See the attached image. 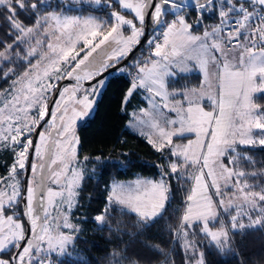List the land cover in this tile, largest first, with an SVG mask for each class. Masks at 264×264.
Returning a JSON list of instances; mask_svg holds the SVG:
<instances>
[{
    "label": "snow or ice",
    "instance_id": "snow-or-ice-1",
    "mask_svg": "<svg viewBox=\"0 0 264 264\" xmlns=\"http://www.w3.org/2000/svg\"><path fill=\"white\" fill-rule=\"evenodd\" d=\"M83 5L102 15L73 14ZM109 69L130 77L122 104L144 94L130 127L166 163L159 179L109 186L90 220L115 241L106 264H152L151 253L176 264L175 249L141 239L169 216L173 181L184 200L168 230L182 264H211L205 248L236 256L237 236L264 231V162L248 151L264 150V0H0V80L11 81L0 89V152L10 154L0 264H73L61 258L80 241L74 215L93 160L81 157L76 126ZM193 71L196 86L178 83ZM116 211L128 222L113 223Z\"/></svg>",
    "mask_w": 264,
    "mask_h": 264
},
{
    "label": "trees",
    "instance_id": "trees-1",
    "mask_svg": "<svg viewBox=\"0 0 264 264\" xmlns=\"http://www.w3.org/2000/svg\"><path fill=\"white\" fill-rule=\"evenodd\" d=\"M52 3L55 4L53 1ZM86 9H88L87 6H82L80 12L75 13L83 15L90 13ZM94 13L98 14L99 12ZM191 19L195 22V13H192ZM213 22L212 19H205L204 24L208 25ZM141 50H143V44L129 60L139 57ZM124 63H128V61ZM109 74H112V69ZM129 80L126 74L110 75L96 101L93 114L77 128V135L80 138L78 146L80 155L81 157L90 156L93 160L88 164V171L91 170L83 185L82 207L74 215V222H81L80 241L75 245V249L71 250V257L61 258L70 260L73 264H83L84 261H87L88 264H106L105 257L112 250L115 241L110 243V233L107 229L100 231L90 220L96 214L97 209H102L105 206L104 197L107 195L109 183L111 181H131L136 178L159 179V165L166 163L161 154L156 152L142 135L134 133L126 127L129 113L143 105L139 94L134 95L129 104H122L124 94L129 87ZM199 81V75L191 73L182 75L178 83L196 86ZM8 84L9 81L6 83L0 80V89H5ZM259 102L264 103V98ZM248 151L255 160L264 162V150L255 148ZM97 156L101 157L99 163L95 162ZM117 160H131L134 163L127 167L113 166L112 161ZM6 163H10V154L0 152V174L4 173L3 166ZM241 166L251 169V166L246 163H242ZM260 182L256 181V183ZM172 183L175 196L171 202L169 216H166L150 230H146L141 239L147 238L149 243L158 244L166 251L175 249L171 255L176 264H182L183 253L171 240L168 228L169 225L175 226L178 223V216L172 215V213L177 208L182 210L184 191L176 181ZM112 217L113 223L121 219L125 222L129 220V217L121 216L119 211L113 212ZM236 241L240 245L236 256H221L214 249L205 248L206 259L211 264H264V231H250L243 238L237 236ZM209 251L213 254L209 255ZM150 255L153 258L152 264H161L164 259L163 256H158L155 253Z\"/></svg>",
    "mask_w": 264,
    "mask_h": 264
},
{
    "label": "rangeland",
    "instance_id": "rangeland-1",
    "mask_svg": "<svg viewBox=\"0 0 264 264\" xmlns=\"http://www.w3.org/2000/svg\"><path fill=\"white\" fill-rule=\"evenodd\" d=\"M53 2H55V4L58 2V0H52ZM83 6H87V7H89L88 5H83ZM73 14H78V13H73ZM89 14H96V15H102V13H86V14H84V15H89ZM171 17H169V19H170ZM114 74H118L117 72H115L113 69H112V74H109V72L103 77V79H105V81H107V79H108V77L110 76V75H114ZM199 76H200V79L202 78V76H201V74L199 73ZM9 83H11V81H9ZM9 85V84H8ZM85 87H87V83H85ZM8 88V86L5 88V89H7ZM101 93V92H100ZM140 100H141V102L144 104L143 106H141V107H138L137 109H135V110H133L132 112H130V114H129V116H128V119H127V122H126V127L128 128V129H130L131 131H133L134 133H137V134H139L140 135V132H139V130L137 129V128H134V127H130V124L132 123V122H134V120H135V117H134V113H137L138 114V111H139V109L140 108H147L148 107V104H147V101L144 99V94L143 93H141L140 94ZM89 118V117H88ZM87 118H85V119H83V120H81V121H78V123H77V126H76V131H77V128H78V126L79 125H81L85 120H86ZM145 131L147 132L148 131V129H145ZM144 137V136H143ZM145 138V137H144ZM146 139V138H145ZM147 140V139H146ZM186 142V141H185ZM91 169H89V171H90ZM88 171V173H90ZM137 179H148V178H136V179H134V180H131V181H115V182H120V183H124V184H130V183H132V182H134V181H136ZM114 181H111L110 183H109V186L113 183Z\"/></svg>",
    "mask_w": 264,
    "mask_h": 264
},
{
    "label": "water",
    "instance_id": "water-1",
    "mask_svg": "<svg viewBox=\"0 0 264 264\" xmlns=\"http://www.w3.org/2000/svg\"><path fill=\"white\" fill-rule=\"evenodd\" d=\"M142 44H143V41H141V45H142ZM141 45H140V46H141ZM140 46H138V48H139ZM136 51H137V50H134L133 53H132V55H133ZM132 55H131V56H132ZM131 56H130V57H131ZM130 57H129V58H130ZM110 70H111V69H109L107 72L103 73V77H104V76H105ZM62 83H68V82H67V81H64V82H62Z\"/></svg>",
    "mask_w": 264,
    "mask_h": 264
},
{
    "label": "crops",
    "instance_id": "crops-1",
    "mask_svg": "<svg viewBox=\"0 0 264 264\" xmlns=\"http://www.w3.org/2000/svg\"><path fill=\"white\" fill-rule=\"evenodd\" d=\"M191 73H196V74H198L199 75V73L198 72H196V71H193V72H191ZM191 73H185V74H182V75H188V74H191ZM199 78H200V76H199ZM129 79H130V77H129ZM141 94V93H140ZM140 94H139V97H140ZM144 105V104H143ZM142 105V106H143ZM130 114V113H129ZM129 116V115H128ZM128 119V118H127ZM127 122V121H126ZM130 130V129H129Z\"/></svg>",
    "mask_w": 264,
    "mask_h": 264
}]
</instances>
